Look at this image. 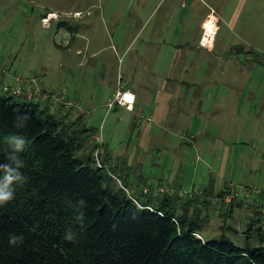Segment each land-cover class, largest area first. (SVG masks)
Masks as SVG:
<instances>
[{"label":"rangeland","instance_id":"rangeland-1","mask_svg":"<svg viewBox=\"0 0 264 264\" xmlns=\"http://www.w3.org/2000/svg\"><path fill=\"white\" fill-rule=\"evenodd\" d=\"M179 2L0 0V96L2 87L14 85V76L23 84L33 82L24 96L32 99L30 107L90 130V146L96 142L102 147L94 156L107 151L110 164L122 168V178L135 189L178 186L181 199L176 202L192 199L190 213L202 220L200 237L224 235L238 247H257L250 228L258 220L264 232V0ZM210 9L215 16V10L222 11L216 48L208 55L189 49L187 59L200 67L191 77L210 83L201 88L203 116L184 127L177 118L174 123L169 117L161 120L152 112V66L163 60L156 52L175 54L180 48L168 49L176 35L192 40L188 36ZM232 46L251 49L258 62L233 54ZM122 53L124 72L125 65L132 69L127 79L151 88L139 91L133 112V105L107 106L119 85ZM228 81L237 84L234 99L213 104V87ZM245 81L249 84L241 91ZM198 125L207 129L196 131ZM176 128L179 133L173 132ZM209 187L210 196L227 189L231 194L222 204L217 197L200 195ZM233 198L232 214H227Z\"/></svg>","mask_w":264,"mask_h":264},{"label":"trees","instance_id":"trees-1","mask_svg":"<svg viewBox=\"0 0 264 264\" xmlns=\"http://www.w3.org/2000/svg\"><path fill=\"white\" fill-rule=\"evenodd\" d=\"M231 51L258 62L252 50ZM1 89L0 192L12 198L0 202V264H264L260 221L250 228L257 247H238L224 235L203 239L192 199L176 202L178 186L135 189L105 148L94 156L102 147L90 146V130L65 125L31 108L24 94ZM228 191L210 196L209 187L200 195L223 204ZM234 205L235 198L227 214Z\"/></svg>","mask_w":264,"mask_h":264},{"label":"crops","instance_id":"crops-1","mask_svg":"<svg viewBox=\"0 0 264 264\" xmlns=\"http://www.w3.org/2000/svg\"><path fill=\"white\" fill-rule=\"evenodd\" d=\"M186 2L187 0H180L179 2L180 6H185ZM215 12L218 20V31H219V24L221 21L220 15L222 11L218 12L215 10ZM207 13L205 11V16L199 21V25L193 36L191 37L188 36L189 38H193L192 40L186 41L183 35L177 34L176 37L178 40L176 39L175 44L173 46H170V50L168 49V52L173 51L172 50L173 48H180V49L175 54H168L165 51L158 49L156 52V56L157 58H163V60L160 64H156L152 66L151 94H152V105H154V107H152V112L156 114V117L160 115L159 118H161V120H165L167 119L166 117H169L170 121L173 123H174V119L177 118L179 121H183L182 123L183 127L189 122V120H191V122L194 123L195 119L199 115H201L199 119L202 118L203 114L198 108V106H200L203 103L202 101L204 100L203 98L204 93L201 90V88L206 84L210 85V83H206L202 79L195 80L194 78L191 77L193 74H196L197 72L200 71V67L198 65L197 66L189 65L187 60L189 49H191L192 52L195 54H199V52H203L204 55L205 54L208 55V54H213V51L216 48L217 45L216 39L218 32H216L211 49L206 50L197 47V41L200 35L201 24L206 19ZM167 32L165 35L168 34ZM152 36H154V34H152ZM233 47L236 46H232L230 50ZM242 48L244 51L251 50V49H245L243 46ZM122 51L123 49L121 50V52ZM98 53L99 52H96L93 55L94 56L98 55ZM125 57L126 55L122 53V56H120L118 59V65H121V68L124 64ZM202 57L204 58V56H201V58ZM249 57L250 55H247V58ZM245 61L247 60H244L243 62L245 63ZM123 69L124 68H122V72L119 78V85L117 88H114V90L111 93V97L114 95V93L117 90L128 91L131 95L134 96V103L132 110L131 111L127 110V111L133 112L136 109V107H138V103L140 101L139 91L149 90L151 92V88L146 87L148 85L147 83H144L142 86L137 81L136 82L133 81L134 80L133 77H131L130 80H128L125 74H132L131 71L132 69L131 67H127L126 65H125V72ZM103 78L104 76H102V79ZM246 82L247 81H245L238 89H241V91L246 89V87L249 84ZM236 85L237 84L235 83L231 84L230 81L215 85L213 87V89L215 90L213 104L221 105L223 104L222 103L223 100H227L231 98L234 99L236 94L234 93L233 90L236 88ZM242 96H244V94H242ZM152 119H154L153 115H152ZM167 128H169V125H167ZM169 129H165V130L169 132ZM180 129L176 128L173 130V132L177 130L176 132L179 133ZM203 129L205 130L207 129V127L203 128L202 125H198L196 131L202 132ZM182 134L184 133H181V135Z\"/></svg>","mask_w":264,"mask_h":264},{"label":"built area","instance_id":"built-area-1","mask_svg":"<svg viewBox=\"0 0 264 264\" xmlns=\"http://www.w3.org/2000/svg\"><path fill=\"white\" fill-rule=\"evenodd\" d=\"M218 31V20L213 12V10H209V14L206 16V19L201 24L200 35L197 41V47L200 49H209L212 47L214 42V37L216 32ZM15 78V79H14ZM14 81L13 86H4V91L10 92L14 96H19L21 94H28L31 91L33 86V82L29 84H23L21 80L17 79V77H13ZM134 103V96L131 95L128 91H117L113 98L108 101L107 106L109 108L114 105L125 107L127 109L131 108ZM66 107L69 105L64 104Z\"/></svg>","mask_w":264,"mask_h":264},{"label":"clouds","instance_id":"clouds-1","mask_svg":"<svg viewBox=\"0 0 264 264\" xmlns=\"http://www.w3.org/2000/svg\"><path fill=\"white\" fill-rule=\"evenodd\" d=\"M19 146V145H18ZM8 182L9 183H11L12 181H11V178H9V180H8ZM12 198V194L11 193H3V192H0V202H5V201H7V200H9V199H11ZM67 240H71L72 239V237L69 235V236H66L65 237Z\"/></svg>","mask_w":264,"mask_h":264}]
</instances>
